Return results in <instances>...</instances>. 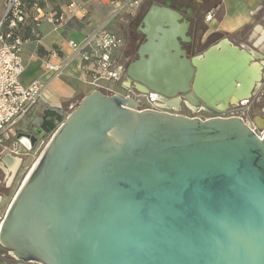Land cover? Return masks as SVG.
<instances>
[{
    "label": "water",
    "instance_id": "water-1",
    "mask_svg": "<svg viewBox=\"0 0 264 264\" xmlns=\"http://www.w3.org/2000/svg\"><path fill=\"white\" fill-rule=\"evenodd\" d=\"M143 22L146 41L125 88L215 112L255 97L264 53L227 38L207 47L212 35L193 34L192 8L170 1L153 3ZM258 128L236 115L138 109L94 89L59 123L9 203L0 251L38 264H264Z\"/></svg>",
    "mask_w": 264,
    "mask_h": 264
},
{
    "label": "crops",
    "instance_id": "crops-1",
    "mask_svg": "<svg viewBox=\"0 0 264 264\" xmlns=\"http://www.w3.org/2000/svg\"><path fill=\"white\" fill-rule=\"evenodd\" d=\"M5 2L6 0H0V15L4 10ZM44 2V7L32 8L29 14L30 21L36 20L35 29L38 31V37L24 40L22 51L24 71L21 74L23 84L29 85L33 80L39 78L44 82V89L40 101L21 122L27 118L48 114L53 110L52 114L59 115L54 123L58 127L57 119L65 113L68 114L84 96L96 89L81 68V56L69 45L68 41L74 39L77 42H82L99 26L119 32L125 18L134 9L132 11L123 10L113 16L112 0H81L85 13L81 12L71 16L67 6L68 0L65 2L44 0ZM210 11L213 13V17L209 19L206 15ZM61 14L64 15V20L60 25H55L51 21V17ZM206 15L204 19L205 35L206 37L210 35L215 37L207 47L227 38L231 44L240 48L264 53V0H212ZM116 26L119 29H116ZM54 50H57V55H52ZM47 60L56 63L66 61L67 63L64 65L63 71L56 74L46 68ZM261 61L264 62L263 59ZM263 90L264 77L254 98L259 105L256 119L262 126L264 125V96H260V93ZM21 142L24 148H28L29 144L25 139H21ZM4 155L5 152L1 153L0 169L7 174L13 160L3 161ZM20 165L21 161L16 171ZM4 204L5 197L0 194V213L7 209Z\"/></svg>",
    "mask_w": 264,
    "mask_h": 264
},
{
    "label": "built area",
    "instance_id": "built-area-1",
    "mask_svg": "<svg viewBox=\"0 0 264 264\" xmlns=\"http://www.w3.org/2000/svg\"><path fill=\"white\" fill-rule=\"evenodd\" d=\"M25 3L26 0H6L4 10L0 15V147L3 152L7 151L21 157L22 160L29 154L28 151L32 145L29 144L28 148H24L18 137L17 126L40 101L44 89V82L39 78L33 80L29 85L21 82V74L24 71L22 58L24 39L19 32V25L25 23L29 17ZM138 3L139 0H112L113 16L123 10H135ZM67 6L71 16L81 12L85 13L81 0H68ZM36 7L38 8L37 4ZM206 17L212 18L213 13L210 11ZM63 20L64 15L62 14L51 17V21L55 25H60ZM34 21L36 22V20ZM122 41L123 38L119 32L99 26L87 35L84 41L77 42L70 39L68 43L81 56V68L96 89L107 94L118 93L133 99L136 101L138 109H155L141 107L144 95L121 86L125 74V66L119 59ZM57 54V50L52 52V55ZM66 63V61L56 63L47 60L46 68L60 74ZM254 98L232 104V112L228 116L236 115L247 120L252 107L257 102ZM207 118L210 117L202 119ZM256 131L261 137L264 136V128H258ZM4 213H0V221L3 219Z\"/></svg>",
    "mask_w": 264,
    "mask_h": 264
},
{
    "label": "flooded vegetation",
    "instance_id": "flooded-vegetation-1",
    "mask_svg": "<svg viewBox=\"0 0 264 264\" xmlns=\"http://www.w3.org/2000/svg\"><path fill=\"white\" fill-rule=\"evenodd\" d=\"M166 1H170L172 3V6L179 5L180 7L185 6L188 8H192V15L195 16L196 20L198 21V28L193 32V34L199 36L206 31V28L204 27V19L207 11L212 4V0H141L135 10L125 18L124 24L119 31L123 38L122 45L119 49V59L125 66V74L121 83V86L124 89H133L135 92L142 93L134 88L124 87L123 82L127 78V66L139 59L140 47L146 41V36L141 31V28L144 26L143 18L145 13L153 3L164 4L166 3ZM142 94L144 96L142 99L141 107H151L169 111L172 113H181L184 115L195 116L199 118L228 116L232 112L231 105L226 110H216L215 112L206 105L196 104L190 101L188 102L184 97H181V102H177V100L172 97L167 98L168 100H164V96L154 91ZM260 96H264V90L263 92L261 91ZM258 106V103L255 102L254 107H252V110L250 111V117L247 119V121L258 122V119H256ZM52 112L53 110L49 111L48 114L34 116L30 119L27 118L25 121H23L21 127L18 128L19 133L23 132L24 134H31L37 137L35 144L32 146H35L40 141V139L51 130L53 124L55 123L56 117L59 116H55V114H52ZM38 117H43V120ZM28 142L29 144L31 143L30 139H28ZM0 171L2 170L0 169ZM2 172L5 173L4 171ZM9 174L10 173L8 168V175ZM10 184L11 182L7 183L5 188H9ZM0 194H2V192H0ZM0 259L8 260L10 264H38L34 262L25 263L19 261L15 259L9 252L3 251H0Z\"/></svg>",
    "mask_w": 264,
    "mask_h": 264
},
{
    "label": "rangeland",
    "instance_id": "rangeland-1",
    "mask_svg": "<svg viewBox=\"0 0 264 264\" xmlns=\"http://www.w3.org/2000/svg\"><path fill=\"white\" fill-rule=\"evenodd\" d=\"M60 1L65 2V0H60ZM25 6H26L27 9L30 8L29 3L27 1L25 3ZM96 25H97V23L95 22V26ZM115 28L119 29L117 26ZM115 31H117V30H115ZM213 39H215L214 36H212L209 39V42H211ZM209 42H208V44H209ZM66 115H67L66 113L63 115V118H62L61 121H63L65 119ZM22 123H23V121L19 123L17 128L21 127ZM59 123H58V125H59ZM53 132L51 131L49 134H46L45 136H43L40 139V141L29 151V154L24 156L18 171H16L14 173L12 181H10L11 184H10L9 188H5V186L7 185V183H10L9 182L10 174L8 175V173L5 174L2 171H0V179H1L0 192H2V196L5 197V204H4L5 209L7 208V206L9 205L11 200L13 199L14 195L16 194V192L18 191V189L21 186L22 182L24 181L26 175L28 174V172L30 171V169L32 168V166L34 165L36 160L38 159L40 153L42 152L43 148L45 147L47 141L49 140V138L51 137ZM19 136H20V134L18 132V137ZM19 139H22V138L19 137ZM9 148H10V146L8 147V149ZM4 152L7 153V151H4ZM0 153H3V150L0 149ZM19 158L22 159L21 157H19Z\"/></svg>",
    "mask_w": 264,
    "mask_h": 264
},
{
    "label": "trees",
    "instance_id": "trees-1",
    "mask_svg": "<svg viewBox=\"0 0 264 264\" xmlns=\"http://www.w3.org/2000/svg\"><path fill=\"white\" fill-rule=\"evenodd\" d=\"M28 3H29V6L30 8H28V12L30 14V11L32 8H35L36 7V4L38 7H44L45 6V2L44 0H26ZM141 0H139L140 2ZM35 24L36 22L35 21H30L29 20V17L28 19L26 20L25 23L23 24H20V29H19V32L21 33L22 37L24 40L26 39H36L38 37V31H36L35 29ZM57 128V125L56 124H53L52 126V132L55 131V129Z\"/></svg>",
    "mask_w": 264,
    "mask_h": 264
},
{
    "label": "bare ground",
    "instance_id": "bare-ground-1",
    "mask_svg": "<svg viewBox=\"0 0 264 264\" xmlns=\"http://www.w3.org/2000/svg\"><path fill=\"white\" fill-rule=\"evenodd\" d=\"M25 141H26L27 144H29L28 139H25ZM12 155H13V154H12ZM13 156H14V158H13V163L10 164V168H9V172H10L9 182L12 180L13 175H14V173L16 172L17 167H18V165H19V163H20V158L17 157L16 155H13Z\"/></svg>",
    "mask_w": 264,
    "mask_h": 264
}]
</instances>
